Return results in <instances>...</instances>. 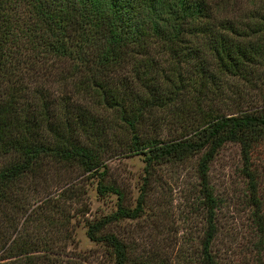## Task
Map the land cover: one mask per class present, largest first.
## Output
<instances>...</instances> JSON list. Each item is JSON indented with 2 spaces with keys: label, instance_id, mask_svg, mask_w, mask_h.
<instances>
[{
  "label": "trees",
  "instance_id": "1",
  "mask_svg": "<svg viewBox=\"0 0 264 264\" xmlns=\"http://www.w3.org/2000/svg\"><path fill=\"white\" fill-rule=\"evenodd\" d=\"M263 85L264 0H0V264H53L47 236L66 216L48 197L50 168H75L96 180L98 196L117 197L115 212L85 235L111 250L113 264H127L126 247L101 232L140 216L154 167L192 158L206 228L184 264H221L211 252L207 172L224 145H237L249 190H258ZM122 153L144 164L132 209L105 183L104 162ZM31 199L43 212L28 232ZM259 205L252 264H264Z\"/></svg>",
  "mask_w": 264,
  "mask_h": 264
},
{
  "label": "rangeland",
  "instance_id": "2",
  "mask_svg": "<svg viewBox=\"0 0 264 264\" xmlns=\"http://www.w3.org/2000/svg\"><path fill=\"white\" fill-rule=\"evenodd\" d=\"M261 87L264 95V85ZM258 103L255 98L251 105ZM166 137L169 135L165 128L160 138ZM123 153L108 156L104 162L105 183L118 189L122 205L132 209L144 182V164L140 155ZM196 161L192 158L154 167L140 216L111 223L101 232L114 236L126 247L127 264H184L198 250L206 228V210ZM252 161L258 187L255 193H251L243 176L237 145H224L209 165L207 181L216 203V234L211 252L221 264H252L259 253L253 203L257 199L264 213V143L254 150ZM58 169L48 171L47 192L50 199L60 204L66 223L58 234L47 236L56 245L55 253L47 257L53 264H113L111 250L101 242L90 241L85 231L88 224L115 212L117 197L98 196L96 180L75 168ZM33 202L31 199L26 211L31 220L25 228L28 232L43 212L32 211L37 206ZM36 264H41L40 259H36Z\"/></svg>",
  "mask_w": 264,
  "mask_h": 264
}]
</instances>
